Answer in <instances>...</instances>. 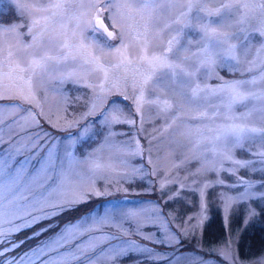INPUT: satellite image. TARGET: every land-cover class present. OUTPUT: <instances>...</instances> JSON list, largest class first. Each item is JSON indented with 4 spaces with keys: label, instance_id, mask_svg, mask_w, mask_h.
<instances>
[{
    "label": "rangeland",
    "instance_id": "rangeland-1",
    "mask_svg": "<svg viewBox=\"0 0 264 264\" xmlns=\"http://www.w3.org/2000/svg\"><path fill=\"white\" fill-rule=\"evenodd\" d=\"M51 2L54 0H25L29 10L21 13L13 0H0V26L7 28L14 24L30 25L33 18L50 14L32 11V6L46 7ZM87 2L88 0H84V11H87ZM178 10L179 5L171 12L165 9L156 21V27L162 28ZM42 25L43 21L37 27ZM73 26L74 24H69L70 37ZM19 33L21 44L31 43L27 27L20 28ZM84 34L89 37L92 33L86 30ZM169 35L170 31H166L164 39L167 40ZM199 35L198 32L188 31V37L194 41L191 45L193 51L199 46L195 43L199 40ZM102 39L107 38L105 36ZM9 42L16 44L17 37L13 34L5 37L3 45L5 56ZM78 42V38H71V43ZM60 43L62 40H53L46 35L42 45L30 52H35L36 55L48 53L57 56L60 54ZM111 43L118 45L119 40L111 41ZM161 47L160 39L157 38L153 41L150 51L159 50ZM254 51L253 49V55ZM130 52L133 55H139V48H132ZM21 55L25 63L31 58L29 54L21 53ZM251 58L252 55L249 56V59ZM112 62L111 57L102 59V63L106 66ZM232 63V61H222L214 73H208L207 70L202 69L198 76L200 83L206 84L208 88L218 89L225 82L250 79L252 75L258 74V72L244 73L242 76L241 70L244 66L229 68L228 65ZM3 71H9L6 65ZM102 79V72L92 71L90 65H82L79 59L76 61L70 59L59 65L50 63L46 73L33 78L32 86L39 106L23 102L21 99L0 100V109H3L0 111V120H3V124L0 125V137L3 139V143H0V162H3L5 166V179L9 172L15 173L17 169H23L25 181H27L29 174H36L42 167L47 168L48 175L56 176L68 166L69 158L66 153L69 152L76 160H83L89 153L94 152L100 163L113 166L112 169H105L98 173L95 178L97 189L106 191V195L100 197L92 195L86 203L74 208L58 210V214L50 219L42 217L39 223L33 224L32 227L22 228L19 232H13L7 237H0L2 249L9 248L7 243H19L23 240V245L30 244V246L22 250L17 258L24 253L31 255L32 249L57 239L70 226L87 227L107 216L110 218V225L102 226L100 231H92L86 235H80L77 232L60 251L67 255L75 251L77 245H86L90 240L105 236L110 238L106 242L98 243L95 252L91 253L94 259L99 256L97 264H229V260L221 255L220 250L231 242V253L235 264H262L264 262L263 243H256L259 247L254 250L240 251L239 245L244 246L245 238L248 243L249 236L245 234L241 238L240 233L243 228L241 231L240 228L238 229L240 226H245L244 221L250 208H254L258 215L264 211V200L258 198V194L264 192V186H262L264 171H261L264 165L261 164L258 156L253 155L261 150V145L257 138L255 141L245 140L243 147L232 149L234 159L252 161L246 168H240L231 161L224 160L221 153L225 151L226 142L223 139L212 140L217 135L218 129L231 123L230 120L225 119L226 109L222 103L224 97L217 95L209 101L211 105L208 107L209 113L218 110V115L213 120H194L190 115L183 116L177 125L164 132L165 119L158 117L156 109L151 105L144 106V122L141 125V116L136 111L130 77L126 89L129 98H124L122 93L125 89L121 85L119 90L113 89L106 96L105 108L116 103L122 108L125 116L134 120L135 123L112 125L113 135L109 143H105V136L109 135L110 130L101 124L102 116L99 113L88 116L86 121L73 127H68L65 121H60L59 126H53V123L49 122V118L56 122L58 114L63 115L67 120H72L86 112L88 102L93 96L92 89L86 85H96ZM4 82L10 84L13 90L18 87L25 89L27 87L15 76L11 81ZM259 87L260 85L254 86V90H258ZM148 95L152 96L154 93L149 92ZM196 103L203 104L204 101L200 100ZM253 103V101L247 102L249 107ZM9 105H20L23 109H31L40 120L39 127L28 128L26 131H21L15 125L9 127L13 119L24 114L16 112L13 115L6 108ZM41 110L43 115L40 114ZM245 110L242 105H237L234 109L237 115ZM197 128L200 132L196 131ZM189 129L192 131L191 136L181 134L188 132ZM37 134L40 139L34 143L30 137H36ZM201 136L209 139L196 147ZM228 139L231 141L232 138ZM210 140L212 142H209ZM137 141L142 151L138 150ZM149 159L152 163H149ZM173 163L180 166L173 167ZM221 163L223 169H221ZM133 169H139V171L133 172ZM154 169L155 174H153ZM80 171L84 175L92 176L86 166H81ZM165 174L171 182L161 189V180ZM218 180H223L224 183H216ZM240 180H247L255 185L250 191L256 193L257 198L232 203L228 209L227 222H225L224 198L238 196L243 192V185L231 187L238 184ZM205 184L209 187L205 188ZM201 189H203V196H201ZM209 194L212 199L208 197ZM211 202L213 204L211 207L219 216L224 230L222 238L219 241L216 240L217 243L209 245L208 237H205L206 233L208 234L207 230L203 235V225L210 215L208 207ZM27 203V201H21V204ZM165 205L169 208L163 209ZM87 206L88 208L84 209ZM142 210L146 211L142 212ZM130 212L141 213V215L129 216ZM34 214L40 215L39 212ZM258 215L247 227H252L261 221L262 217ZM20 223H22L20 220H14L12 224L4 223L2 229H9L14 224ZM47 228H49L48 231L42 234ZM185 229L188 230L187 235ZM35 232H40V235L34 236ZM146 236H151L152 239H145ZM169 237L175 239L170 240ZM212 237L214 238L213 235ZM125 244L133 245L134 250L123 257L108 258L114 247ZM50 255L55 256L56 253H50ZM6 258L12 259L9 256ZM36 264H41V261L37 260Z\"/></svg>",
    "mask_w": 264,
    "mask_h": 264
},
{
    "label": "snow or ice",
    "instance_id": "snow-or-ice-1",
    "mask_svg": "<svg viewBox=\"0 0 264 264\" xmlns=\"http://www.w3.org/2000/svg\"><path fill=\"white\" fill-rule=\"evenodd\" d=\"M13 3L21 13L29 10L25 0H13ZM177 5L179 10L176 14L165 22L162 28L156 27V21L165 9L171 12L177 8ZM84 8V0H54L46 7L32 6V11L50 14L33 18L30 25L14 24L7 28L0 26V57H3L0 59V100L21 99L23 102L39 106L32 86L33 78L46 73L50 63L59 65L70 59L72 61L79 59L82 65H90L92 71L102 72L103 79L96 85H86L93 91L86 112L72 120H67L66 117L58 114L56 122L49 118L53 126H59L60 121H65L68 127H73L86 121L88 116L99 113L102 116L101 124L110 130L109 135L105 136V143H109L113 135L112 125L135 123L125 116L122 108L116 103L105 108L106 96L113 89L119 90L121 85L125 89L122 93L124 98H129L126 89L131 77L133 99L136 111L141 116V125L144 122L143 108L145 105H151L156 109V115L165 119L164 132L177 125L183 116L190 115L194 120H213L218 115V110L209 113L208 107L211 106L209 101L214 96H223L225 119L230 120L231 123L218 129L217 135L212 140L223 139L226 142L225 151L221 153L224 160H229L240 168H246L252 161L234 159L232 149L243 147L245 140L255 141L258 138L261 150L253 155L258 156L261 164L264 165V0H88L87 11H84ZM41 21L43 25L38 28ZM69 24H74L71 28V37ZM23 27H27L31 43L19 42V29ZM86 30L91 31V36H85ZM166 31H170L167 40L164 39ZM188 31L200 34L199 40L195 41L199 45L195 51L191 48L194 41L188 37ZM8 34L15 35L17 43H8L5 56L3 45ZM46 35L53 40H62L59 45L60 54L57 56L48 53L36 55L35 52H30L42 45ZM105 36L107 39H102ZM71 38H78L79 42L73 44ZM157 38L160 39L162 47L150 51L153 41ZM115 40H119L118 45L111 43ZM132 48H139V55H133L130 52ZM21 53L31 56L27 63L24 62ZM250 55H252L251 59H249ZM104 57H111L113 62L106 66L102 63ZM222 61H232L233 63L228 65L229 68L243 65L242 76L244 73L258 72V74L252 75L250 79L225 82L218 89L208 88L206 84L202 85L198 79L201 70L214 73ZM5 65L9 69L7 72L3 71ZM14 76L27 86L26 89L18 87L13 90L10 84L4 82L11 81ZM246 85L249 87H245ZM257 85H260L259 89L254 90V86ZM149 92L154 95L149 96ZM200 100L204 103H196ZM248 101L254 102L251 107L248 106ZM237 105L244 106L246 110L239 115L235 114L234 109ZM6 108L13 115L16 112L24 113L13 119L9 127L15 125L21 131L39 127L40 120L31 109H23L20 105H9ZM40 114L43 115L42 110ZM2 124L3 120H0V125ZM196 131L200 132V129L197 128ZM181 134L191 136L192 131L189 129L188 132ZM229 137L232 138L231 141ZM30 138L36 143L40 136L37 134L36 137ZM208 139L201 136L196 147ZM0 143H3L2 137ZM137 146L138 150L142 151L139 149V141ZM213 151H216L215 148ZM66 155L69 158L68 166L58 175L50 176L47 168L42 167L36 174H29L27 181L23 169H17L15 173L9 172L5 179V166L0 162V237H7L22 228L32 227L33 224L39 223L42 217L50 219L58 214V210L74 208L86 203L92 195L100 197L107 194L106 191L97 189L95 178L105 169H112V165L100 163L94 152L89 153L83 160H76L70 152ZM51 160L50 156L49 161ZM149 163H152L151 159ZM81 166H86L92 176L82 174ZM179 166L173 163V167ZM221 169H223L222 163ZM227 170L232 171V169ZM138 171L139 169H133V172ZM261 171H264V168ZM169 182L171 181L165 174L161 180V189ZM216 183L223 184L224 181L218 180ZM239 185L244 186L243 192L238 196L224 198L225 222L232 203L257 198V194L250 191L255 186L252 182L240 180L231 187ZM204 187L207 188L209 185L205 184ZM258 198L264 200V192H260ZM21 201L28 203L21 204ZM34 212H39L40 215H35ZM128 215L138 217L141 213L130 212ZM257 215L256 210L250 208L244 221L245 226ZM259 215L264 217V211ZM14 220H20L22 223L14 224L9 229H2L4 223L12 224ZM200 223H203L202 218ZM110 224V218L106 216L87 227L70 226L57 239L32 249L31 255L24 253L10 260L5 257V253L9 250L5 247L0 250V257L4 258L0 260V264H36L37 260H40L41 264H75V262L97 264L99 256L94 259L91 253L95 252L98 243L106 242L110 237L101 236L90 240L86 245H77L75 251L67 255L60 249L68 244L77 232L86 235L92 231H100L102 226ZM184 231L187 235L188 230ZM33 235L39 236L40 232H35ZM144 238L152 239L151 236ZM169 239L175 238L169 237ZM22 243L23 240L19 243L13 242L12 247H19ZM133 250L134 246L131 244L114 247L108 258L123 257ZM220 251L221 255L229 260V264H235L231 253V242ZM50 253L56 255L51 256Z\"/></svg>",
    "mask_w": 264,
    "mask_h": 264
},
{
    "label": "trees",
    "instance_id": "trees-1",
    "mask_svg": "<svg viewBox=\"0 0 264 264\" xmlns=\"http://www.w3.org/2000/svg\"><path fill=\"white\" fill-rule=\"evenodd\" d=\"M212 193H214V192L212 191ZM146 197H151V196H146ZM208 197H210L212 199V196L210 194ZM125 200L126 199H124V201ZM211 206H213L212 202H211L210 206L208 207V209H209L208 214H210V215L207 217V219L203 225V228H204L203 235L205 234L204 233L205 230H207L208 234L206 233L205 237L206 238L208 237L207 241H208L209 245H212L213 243H217L216 240L219 241L222 238V236H223L222 233L224 230L221 226L219 216L216 214L215 210H213L214 208ZM166 207L169 208L168 206L165 205V206H163V209H165ZM87 208H88V206L84 209H87ZM258 216H260V215H258ZM260 220L261 221L257 222L252 227H247V226L238 227V229L240 228L239 229L240 231H241V228L244 229V230L242 229V231L240 233V236L242 235L241 238L244 237L245 234H247L249 236L248 243H247V238H245L244 239V246L242 247L239 245L240 251L247 252L249 250H254L255 248L259 247V246H257L256 243H263V245H264V217H262ZM48 229L49 228L45 229L44 230L45 232H42V234L46 233V231H48ZM212 235L214 236V238L212 237ZM10 241H12V240H10ZM245 244H246V247H245ZM7 246L9 247L8 248L9 250H8V252L5 253V257L9 256V257L13 258V257H17L19 254H21L20 252L22 250H24L26 247H29L30 244L23 245V243H22V246L20 245L19 247L13 248L12 244L7 243ZM0 247H1L0 248V250H1L2 249L1 244H0ZM247 256H249V255L247 254ZM2 259H4V258L0 257V260H2Z\"/></svg>",
    "mask_w": 264,
    "mask_h": 264
}]
</instances>
